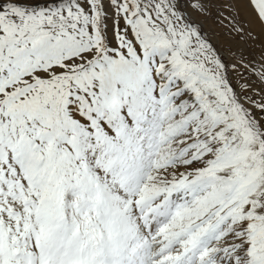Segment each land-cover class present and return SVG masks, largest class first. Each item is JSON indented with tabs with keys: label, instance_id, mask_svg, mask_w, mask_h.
I'll use <instances>...</instances> for the list:
<instances>
[{
	"label": "snow or ice",
	"instance_id": "1",
	"mask_svg": "<svg viewBox=\"0 0 264 264\" xmlns=\"http://www.w3.org/2000/svg\"><path fill=\"white\" fill-rule=\"evenodd\" d=\"M210 7L0 0V264H264V91Z\"/></svg>",
	"mask_w": 264,
	"mask_h": 264
},
{
	"label": "rangeland",
	"instance_id": "2",
	"mask_svg": "<svg viewBox=\"0 0 264 264\" xmlns=\"http://www.w3.org/2000/svg\"><path fill=\"white\" fill-rule=\"evenodd\" d=\"M208 3L214 5L208 9L210 14L199 17L204 31L209 33L222 54L234 51L242 57V61L236 62L237 70L230 74L233 82H239L250 90L264 91V25L255 19L248 0H208ZM233 20L241 24L246 22L257 39L239 40L237 34L231 33ZM226 63L230 61L226 59Z\"/></svg>",
	"mask_w": 264,
	"mask_h": 264
},
{
	"label": "bare ground",
	"instance_id": "3",
	"mask_svg": "<svg viewBox=\"0 0 264 264\" xmlns=\"http://www.w3.org/2000/svg\"><path fill=\"white\" fill-rule=\"evenodd\" d=\"M239 5V4H238ZM247 9V8H246ZM242 10V9H241ZM240 11V10H239ZM247 16V15H246ZM250 16V15H249ZM247 18H249V17H247ZM263 36V35H262ZM263 39H264V36H263ZM259 52V51H258Z\"/></svg>",
	"mask_w": 264,
	"mask_h": 264
}]
</instances>
